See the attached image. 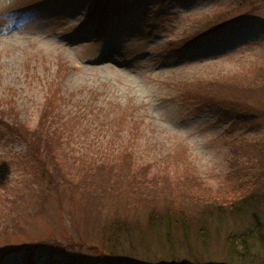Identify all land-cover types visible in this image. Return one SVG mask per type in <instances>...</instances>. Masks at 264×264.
I'll use <instances>...</instances> for the list:
<instances>
[{
  "label": "rangeland",
  "instance_id": "obj_1",
  "mask_svg": "<svg viewBox=\"0 0 264 264\" xmlns=\"http://www.w3.org/2000/svg\"><path fill=\"white\" fill-rule=\"evenodd\" d=\"M105 1L0 0V264L237 262L227 234L264 227V0ZM47 123L64 164L132 169L56 186L25 139ZM153 207L189 233L147 227Z\"/></svg>",
  "mask_w": 264,
  "mask_h": 264
},
{
  "label": "trees",
  "instance_id": "obj_2",
  "mask_svg": "<svg viewBox=\"0 0 264 264\" xmlns=\"http://www.w3.org/2000/svg\"><path fill=\"white\" fill-rule=\"evenodd\" d=\"M97 3L99 5L100 3L102 4L100 5L101 7L99 6L100 8H102V10H105V11L107 10V6H108L107 1L97 0ZM199 93L196 94L195 97H198V98L200 97V99L204 101L201 96H198ZM205 105H209V104H205ZM224 105L225 107H234L232 103H229V102H225ZM44 123L41 126H45ZM10 124L12 125L11 126L12 130L16 131L14 126L18 124H16L13 120H11ZM41 126H38L31 133H29L28 131L27 132L28 137L26 136L25 139L28 141L29 145L34 149L35 152H39L40 149H45V151L47 150L51 154L53 162L56 164V169L59 170L58 177L56 176V178H54L56 186L58 183H61L65 189L76 190L73 192L79 191V193L87 192L89 195L91 192L95 191L97 188L102 187V186H99V184H103L105 180H110L112 179V177L118 178V174L114 172V169L111 170L112 167L117 168V165L121 163V166H124V167H121V170H125V169L131 170L132 169L131 164L133 163V159H128L126 154L121 155L122 156L120 157L121 161H118L117 163L113 165L111 164V162H113L111 158H106V159L104 158L103 165L96 163L94 160L85 161L83 159L81 160V163H79L78 165H75L74 163L66 165L64 164L65 160L60 150V146L56 144V141H55L56 138L53 136V135H56L55 131L53 132L52 130L53 134L49 136V132L51 130L50 128L51 124L47 123L45 130H41ZM51 151H53V153H51ZM55 151L57 152L56 157L53 156L55 155ZM125 156L126 158H124ZM140 171L136 173L134 172L133 174H131L135 182H137L136 180H137V177L140 175ZM124 173L125 172H122V174L119 175L120 179L123 178ZM249 198H253V196H249ZM234 203L235 201L229 203L231 204L230 207L232 209H235V210L245 209L244 205L237 206V204H234ZM183 211L177 210V211L172 212L168 210L166 211V213H164L161 211L159 212V209L153 207L151 208V211L149 212V215L147 218L148 221L147 223H145V225L147 227H153V226L162 224L163 227H165L163 229L164 230L163 233L166 238L167 237L170 238L172 235H174L175 230L173 229V226L182 225L184 228V232L185 231L187 232L189 229L186 226L187 223L185 222V215H186L185 212L186 211L185 212ZM253 217L255 218V220L251 223L250 227L248 228L246 227V229L242 232H236V233L232 232L230 234L228 233L227 234L228 236L225 237L226 243L228 244V247H227L229 251L228 254L231 255L232 259H234L237 262L235 263L234 262L223 263V262H217V261L204 262L202 260H199L196 262H189L188 260H185V259L173 258L170 261L167 260L168 264H240V263L249 264V259L251 260V258L258 259L259 264H264V254L263 253L260 254L259 250L254 252L252 249L253 253L249 254L250 249L254 247V245L257 244V242H260L261 244L260 246L264 248V227L261 225L260 222L257 221L256 214ZM115 219L116 220H114L109 225L113 228L111 232L112 231L116 232L117 229L122 230V227H123L122 225L124 224L123 222H125V220L123 221L121 219H117V218ZM128 228L129 227H127V229L125 228L124 236L131 237L132 231L128 230ZM195 235L199 238V240L201 239L200 242H202V244L206 243L207 241L206 236L203 232H199L197 230L195 232ZM24 264H28V262L25 260ZM159 264H164V263H159Z\"/></svg>",
  "mask_w": 264,
  "mask_h": 264
}]
</instances>
